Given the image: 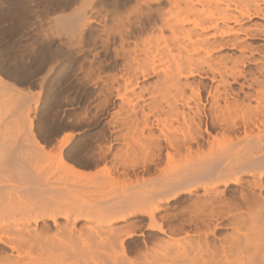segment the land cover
Returning <instances> with one entry per match:
<instances>
[{
    "label": "bare ground",
    "instance_id": "bare-ground-1",
    "mask_svg": "<svg viewBox=\"0 0 264 264\" xmlns=\"http://www.w3.org/2000/svg\"><path fill=\"white\" fill-rule=\"evenodd\" d=\"M99 2L21 47L70 92L54 162L0 73V264H264V0Z\"/></svg>",
    "mask_w": 264,
    "mask_h": 264
},
{
    "label": "rangeland",
    "instance_id": "rangeland-1",
    "mask_svg": "<svg viewBox=\"0 0 264 264\" xmlns=\"http://www.w3.org/2000/svg\"><path fill=\"white\" fill-rule=\"evenodd\" d=\"M68 1L70 2L68 3ZM92 3L95 7H104L103 2L101 3L99 0H0V17L4 18L0 20V73L8 83L12 84L16 91L24 92V94H27L29 98H31L28 102L31 108L33 107L37 95H39L36 108L34 106L35 112L30 113L29 116L33 123L32 130L34 134H37L36 136H38L40 140H44L41 142L45 144L44 150L47 155L45 161H47V163L55 161L57 147L60 141L68 134V131L65 129L68 120L62 113L65 112V100L70 92L66 90L64 85L52 86L47 84L40 90L38 87L23 86L14 81L15 79L13 76H23L24 71L21 67H23L24 64L28 65V63H30L29 59L28 61L22 60L21 54L23 48L21 47L24 41H28L35 35L34 30L36 29L37 22L40 17L44 16V13L46 14V12L55 7H91ZM21 73L23 74L21 75ZM6 74H10L11 76ZM19 97L20 96L14 92L12 100L10 97H6L11 100L9 101L10 103L5 102L2 104L0 102L1 117L8 118V120L17 119L13 107L17 105ZM75 146L76 149H81V145L79 146V144H76ZM95 170L97 169H91V171L88 170V172L87 170L84 171L86 173H93ZM109 186L110 188H105ZM101 188H104L107 192V190L113 189L114 186L105 185ZM102 189L100 192L106 193L105 190ZM89 195V193L85 194L83 198L86 199ZM138 241H140V239H138ZM136 245H139V243ZM133 247H135V245Z\"/></svg>",
    "mask_w": 264,
    "mask_h": 264
}]
</instances>
